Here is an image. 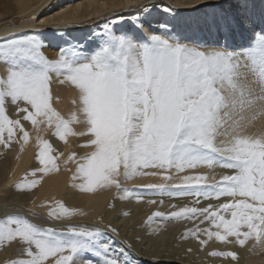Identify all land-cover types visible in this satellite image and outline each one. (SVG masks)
<instances>
[{
    "label": "snow or ice",
    "instance_id": "obj_1",
    "mask_svg": "<svg viewBox=\"0 0 264 264\" xmlns=\"http://www.w3.org/2000/svg\"><path fill=\"white\" fill-rule=\"evenodd\" d=\"M236 5L230 11L218 0H204L192 10L205 9L203 13L158 22L159 28L146 37L127 31L117 34L122 18L114 17L104 22L101 42L95 47L64 41L57 45V59L45 55L47 43L40 33L0 38V62L7 65L6 77L0 78V144L8 147L17 131L20 140L28 143L22 121L34 127L55 124L53 135L65 143L68 136L87 137L81 147L91 151L79 161L73 152L65 161L76 162L72 179L83 181L73 184L80 191L115 188L117 198L135 197L138 202L144 192L192 196V206L179 207L167 216L154 212L146 223L157 218L198 220L184 238L192 237L202 247L213 239L240 246L252 238L264 241V136L240 133L246 119L264 113V10L254 12L250 0H236ZM164 11L175 12L171 7ZM143 25L144 21H136L137 29ZM177 27L206 32L209 39L189 38ZM237 33H247V42L231 47L227 41ZM53 76L78 91L79 106L67 119L53 107ZM6 100L22 114L19 119L9 117ZM80 123L86 131L73 130L72 125ZM221 136L229 139L218 144ZM38 145L42 167L30 174L58 171L51 143L38 138ZM200 166H221L233 174L213 183L204 174H193L176 184L122 187L137 176L159 175L167 182L173 169L183 173ZM39 183L33 179L16 187L31 190ZM221 197L231 199L201 206V200ZM58 209L49 216L61 219L74 214L63 203ZM205 223L209 227H200ZM108 230L116 232L110 226ZM12 242L19 245L21 258L8 264H131L125 249H116L100 227L58 231L22 215H7L0 218V246ZM210 255L237 259L231 251Z\"/></svg>",
    "mask_w": 264,
    "mask_h": 264
},
{
    "label": "bare ground",
    "instance_id": "obj_2",
    "mask_svg": "<svg viewBox=\"0 0 264 264\" xmlns=\"http://www.w3.org/2000/svg\"><path fill=\"white\" fill-rule=\"evenodd\" d=\"M66 0H0V38L13 34H35L40 33L46 41L47 47L43 49L49 59L58 58L57 45L64 41L73 44L79 41L87 47H94L90 42L97 35V42H101L104 20H101L108 12L122 11L124 8H132L143 2L151 1V6L140 12V15H133L130 20L120 19L116 25V32H135L139 37L152 34L151 29H141L136 27V21L141 17L152 16L150 22L160 20H172L174 16L177 20H183L186 12H191L193 6L203 4L204 0H77L61 3ZM158 4H154V2ZM223 1V0H222ZM221 2V0H218ZM252 9L259 14L264 10L261 1H251ZM59 7L52 15L38 23L47 8ZM149 3V2H148ZM154 4V5H152ZM171 7L175 10L169 14L164 11ZM237 5L231 7L230 11H235ZM161 10L163 13H159ZM122 14V13H121ZM119 17H125V14ZM127 18L129 16L126 15ZM114 18V17H113ZM98 19V27H86L85 24ZM110 20V19H109ZM149 22V23H150ZM21 25H19V24ZM173 24L175 21L173 20ZM40 31V32H39ZM185 36L193 39H209L206 32L195 29L179 28ZM238 34V33H237ZM233 35V34H232ZM244 41H247V33L238 34ZM62 37V39H61ZM92 37V39H90ZM235 36H230L227 42L231 47L242 45L238 40L235 43ZM215 37H212L214 39ZM7 65L0 62V78L6 77ZM59 79L53 76L51 90L53 95V107L66 119L78 108V91L69 83L60 84ZM77 100V103H73ZM7 113L11 119H19L22 114L18 113L10 100H6ZM81 121L83 116L78 113ZM24 128L29 133V141L25 144L20 140L22 135L17 131L13 142L5 147L0 144V218L7 215H22L30 221L45 228H53L58 231H66L72 226L100 227L107 231V236L116 249L124 248L125 256L130 259L131 264H264V241L257 243L255 238L249 239L244 246L236 243L225 244L215 239L208 242L203 247L199 241L192 238H184V233L189 228H193L199 221L191 222L187 220L154 219L151 224H147V218L154 212L160 211L165 216L171 211L177 210L185 205L192 206L195 197H169L167 195L152 194L144 192L143 200L138 202L135 197L119 199L115 188L111 190L98 189L95 192H83L74 187L73 184H80L83 181H73L72 177L76 171L75 161H68V156L76 153V160L90 152V148H83L81 145L87 137L68 136L67 143L59 140L53 135L55 124L49 127L46 123H41L34 127L28 121H22ZM72 128L76 132L86 131L83 123L73 124ZM243 136L259 138L264 136V113L259 114L255 119H246L240 129ZM38 138L48 140L56 157L58 171H52L47 175L37 173L32 176L30 173L42 167L39 164L37 155L39 152ZM224 136L218 138L217 143L227 141ZM18 141V142H17ZM153 171V170H148ZM173 178L164 181L161 176H137L134 179L124 181V188H138L147 184H176L184 175L204 174L208 177V183L218 181L222 175L233 174L232 170L221 166H200L195 170H188L183 173H176L173 169L170 173ZM33 179L40 180V183L31 190H20L16 186L20 183H27ZM123 197L125 194H119ZM231 198L221 197L220 200H201V206L209 203L216 205L226 203ZM155 200L152 204L149 201ZM163 201V203H161ZM58 203H63L74 214L55 219L49 216L53 209L59 211ZM175 206V207H173ZM230 218V217H229ZM108 226L116 229V232L108 230ZM200 227H209L207 223ZM201 239H206L201 236ZM234 240V238H229ZM19 245L16 242L0 246V264H8L12 259L21 258L18 252ZM213 251H231L237 254V259L231 257H213ZM262 251V252H260ZM260 254V257H256ZM263 253V254H262ZM82 264V262H81Z\"/></svg>",
    "mask_w": 264,
    "mask_h": 264
},
{
    "label": "rangeland",
    "instance_id": "obj_3",
    "mask_svg": "<svg viewBox=\"0 0 264 264\" xmlns=\"http://www.w3.org/2000/svg\"><path fill=\"white\" fill-rule=\"evenodd\" d=\"M74 1H77V0H66L65 2H63V3H61V4H63V5H66V4H68V2H74ZM165 1H168V0H165ZM252 0H250V3L252 4V2H251ZM255 2L256 1H261V0H254ZM149 2V3H148ZM151 1H147V2H143L142 4H139V5H136L135 7H132V8H124V10H122V11H114V12H108V14L106 15V16H104L101 20H104V21H108L109 19H111V18H113V17H119L120 15H122V14H125V17H123L122 19H126V20H130V18L133 16V15H135V13H136V15H140V12H142L141 11V9L144 7V6H147V8L149 7V6H151ZM220 4H222L223 5V7L226 9V10H229L231 7H234L235 5H236V0H221V2H219ZM257 3V2H256ZM154 4H158V2L156 1V2H154ZM154 4H152V5H154ZM59 7H54V4L52 3L51 4V7L50 8H47L46 10V12H45V14L44 15H42V17L40 18V20L38 21V23H35L34 25L36 26V29H38V30H42L43 28L42 27H38L39 25V22H43L44 21V18H46V17H48L49 15L51 16L52 15V13L53 12H55V11H57V9H58ZM193 9V8H192ZM191 12H186L185 14V16L184 17H188L189 15H190V13H194L192 10H190ZM205 11V9H201V13H203ZM159 13H163V11H161V10H159L158 11ZM122 13V14H121ZM201 13H194L195 15H199V14H201ZM126 15L127 16H129V18H127L126 17ZM153 19V17L152 16H148V17H146V18H143V17H141L139 20H142V21H144V25H143V29L145 28V27H147V29H151L152 31H153V29H158L159 28V23L158 22H160V23H162V21H160V20H156V21H154V22H151V27H149V22L151 21ZM19 24V23H18ZM19 25H21V24H19ZM173 25H175V24H173ZM85 26L86 27H91V29L93 28V27H98L99 26V22H98V19H94L93 21H91V22H87L86 24H85ZM179 28L180 27H177L176 28V30L177 31H179ZM140 32H141V29H138ZM40 32V31H39ZM184 36H185V34H183ZM235 37V43H238V40L240 41V43L241 44H244V43H246L247 41H244L241 37H239L238 36V34H233ZM233 35H231V36H233ZM93 36H95L94 38H93V40L92 41H90L92 44H93V46L95 47L97 44H99L100 42H97L96 41V39H97V35L96 34H94ZM137 36H139L138 34H137ZM146 36H148L147 34H146ZM145 36V37H146ZM90 39H92V37H90ZM230 40V37H229V39H228V41ZM227 41V42H228ZM229 44V43H228ZM230 45V44H229ZM235 47H238L237 45H235ZM260 252H262V251H260ZM263 254V253H262ZM256 257H260V254H258V252H257V255H256Z\"/></svg>",
    "mask_w": 264,
    "mask_h": 264
}]
</instances>
